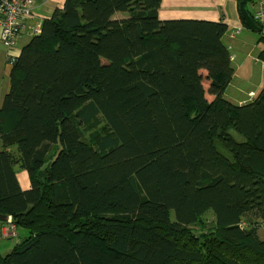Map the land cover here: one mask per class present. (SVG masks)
<instances>
[{
	"label": "trees",
	"instance_id": "obj_1",
	"mask_svg": "<svg viewBox=\"0 0 264 264\" xmlns=\"http://www.w3.org/2000/svg\"><path fill=\"white\" fill-rule=\"evenodd\" d=\"M160 2L64 0L11 62L0 264H264V81L227 100V24Z\"/></svg>",
	"mask_w": 264,
	"mask_h": 264
},
{
	"label": "crops",
	"instance_id": "obj_2",
	"mask_svg": "<svg viewBox=\"0 0 264 264\" xmlns=\"http://www.w3.org/2000/svg\"><path fill=\"white\" fill-rule=\"evenodd\" d=\"M31 13L33 14V18L27 19L24 21V24L21 26V36L18 41V48L15 46V50L18 53L21 46L25 44L32 32L30 33L31 25L33 24L32 31L40 26L41 19L49 17L52 15L53 10L55 8H61L64 0H29ZM238 0H161L159 8H158V16L162 19L164 18H194V19H210V20H223L227 24V29L222 36L223 43L227 46L229 50L230 56H235L243 59V62L247 58V54L252 50L247 47V44L241 43L237 45L239 42H244L245 40H239L234 38L233 40H229L232 30L235 27H240L241 30L244 27L242 21L239 18L238 11ZM256 0H251L248 4V7L245 4V8L250 11V7L252 11L254 10ZM165 10L167 11V16L161 17V12ZM251 11V12H252ZM23 22V21H22ZM264 23V18L261 21V24ZM264 25V24H263ZM235 41V43L233 42ZM233 43V44H231ZM232 45L233 48H229ZM8 52H12L11 49L5 48L0 42V104L3 96L9 89V71L11 67V62L6 63L5 58L7 57ZM240 55V56H239ZM256 56V54H254ZM242 61L238 63L237 70L241 65ZM233 65V64H232ZM261 65V64H260ZM235 69V66L233 65ZM264 72V71H263ZM236 73H233V76H236ZM264 77V75H263ZM263 83V81H262ZM229 85V84H228ZM243 88V86H238ZM249 95L245 93L243 96L233 94L232 99L235 103H240L242 98L248 99ZM1 147V145H0ZM16 177L18 183L21 188L27 187L29 184L27 173L23 170H16ZM1 234V230H0ZM24 234L20 233L16 237L21 238ZM2 251V248L0 249Z\"/></svg>",
	"mask_w": 264,
	"mask_h": 264
},
{
	"label": "rangeland",
	"instance_id": "obj_3",
	"mask_svg": "<svg viewBox=\"0 0 264 264\" xmlns=\"http://www.w3.org/2000/svg\"><path fill=\"white\" fill-rule=\"evenodd\" d=\"M15 1H16V6L19 8V12L22 13V16L20 17V20H19V27H21L24 24V21H27V19L33 18V14L31 13L32 10L30 7V1L29 0H15ZM237 3H238V1H237ZM256 3H257V0L255 2L254 10L256 8ZM246 6L248 7V4ZM254 10L252 11V8L250 7V12L252 11L251 12V14H252L251 18L256 23L257 20H255L253 18ZM166 13H167V11L163 10L161 12V17L167 16L168 14H166ZM0 17H1V11H0ZM43 19H41V20H43ZM164 19H171V18L166 17ZM260 23H261V21H260ZM32 27H33V24L31 25V29H30L31 30L30 33L32 32L31 36L34 34V30L32 31ZM255 32H257V31H252L245 26L241 30V28L238 26V27H235V29L232 30L231 33L229 34V36H230L229 40H233L234 38H237L239 40H245L244 42H239L237 45H240L241 43H245V44H247L248 48H251L253 46L252 50L247 54V58L245 59L244 62H243V59H241V58H238L235 56H230L231 63L235 66L233 73L237 74L236 76H232V79L229 82V85H227V87L225 88L224 96L230 102H233L232 99H230V97L233 98V94L243 96L245 93H247L249 95L248 96L249 98L248 99L242 98L240 100V103H238V104H243V103L250 101L254 97L256 92L263 85L262 81H264V77H263V75H264L263 64L264 63L260 62L257 58V52L260 49L261 45L258 44L256 41L257 34ZM20 36H21V30L18 32V35L16 36V41H15V45H14L17 48H18V41H19ZM233 42L235 43V41H233ZM231 44H233V43H231ZM229 48H233V46L230 45ZM18 52H19V50H18ZM254 54H256V56H254ZM240 61H242V63L239 67V70H237L238 63ZM238 86H243V88L238 87ZM0 124H2V119H0ZM0 149H1V147H0ZM11 150L15 151V148L13 147V148H11ZM17 169L15 167V170H17ZM27 187H24L22 189H26ZM208 216H210V215H208ZM6 220H11L13 222L12 217L10 215H7ZM16 226L20 227L21 229L18 230L14 236L7 238L6 236H3L2 234H0V249L2 248V251H0V256L1 255L3 256L7 252H9L11 250V248L17 242L24 240L26 238V235L30 231L29 229L26 230L25 228H23V226H19L17 224H16ZM15 231H16V229H14L13 232H15ZM20 233H22L24 235L21 236V238L16 237ZM13 234L14 233H12L11 235H13ZM258 235H259V237H264V234H263L261 228L258 229Z\"/></svg>",
	"mask_w": 264,
	"mask_h": 264
},
{
	"label": "built area",
	"instance_id": "obj_4",
	"mask_svg": "<svg viewBox=\"0 0 264 264\" xmlns=\"http://www.w3.org/2000/svg\"><path fill=\"white\" fill-rule=\"evenodd\" d=\"M0 42L7 48L11 49L12 52H8L7 57L14 60L17 52L15 50V41L18 32L21 30L19 27V20L22 13L19 12V8L16 6L15 0H0ZM253 18L257 21H262L264 18V0H257L256 8L253 12ZM39 28H35L34 32L37 33ZM264 69V64H263ZM14 229H16L15 232ZM21 228L16 226L11 220H6L0 225L1 234L3 236H14ZM14 233L13 235H11Z\"/></svg>",
	"mask_w": 264,
	"mask_h": 264
},
{
	"label": "water",
	"instance_id": "obj_5",
	"mask_svg": "<svg viewBox=\"0 0 264 264\" xmlns=\"http://www.w3.org/2000/svg\"><path fill=\"white\" fill-rule=\"evenodd\" d=\"M243 0L238 1V11L245 24V26L252 31H260V27L254 22L251 16L248 14L247 10L243 6ZM7 219V214L0 213V222H5Z\"/></svg>",
	"mask_w": 264,
	"mask_h": 264
}]
</instances>
